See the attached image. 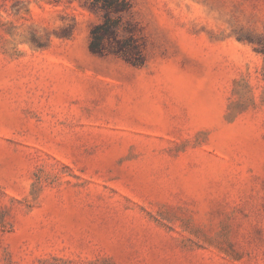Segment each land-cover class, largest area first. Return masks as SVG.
I'll return each instance as SVG.
<instances>
[{
	"label": "rangeland",
	"instance_id": "obj_1",
	"mask_svg": "<svg viewBox=\"0 0 264 264\" xmlns=\"http://www.w3.org/2000/svg\"><path fill=\"white\" fill-rule=\"evenodd\" d=\"M0 0V264H264V0Z\"/></svg>",
	"mask_w": 264,
	"mask_h": 264
},
{
	"label": "trees",
	"instance_id": "obj_2",
	"mask_svg": "<svg viewBox=\"0 0 264 264\" xmlns=\"http://www.w3.org/2000/svg\"><path fill=\"white\" fill-rule=\"evenodd\" d=\"M87 5L100 18L90 28L89 49L142 65L145 62L142 47L135 39L131 24L122 19V15L131 9V0H87Z\"/></svg>",
	"mask_w": 264,
	"mask_h": 264
}]
</instances>
